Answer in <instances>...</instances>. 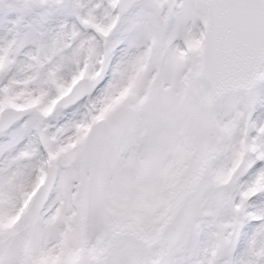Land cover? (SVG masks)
Wrapping results in <instances>:
<instances>
[{"label": "snow or ice", "instance_id": "6c2138e0", "mask_svg": "<svg viewBox=\"0 0 264 264\" xmlns=\"http://www.w3.org/2000/svg\"><path fill=\"white\" fill-rule=\"evenodd\" d=\"M0 264H264V0H0Z\"/></svg>", "mask_w": 264, "mask_h": 264}]
</instances>
